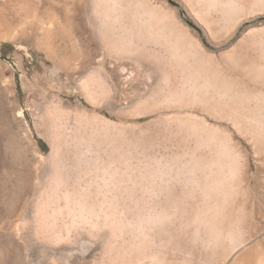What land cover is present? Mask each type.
<instances>
[{"label": "bare ground", "instance_id": "1", "mask_svg": "<svg viewBox=\"0 0 264 264\" xmlns=\"http://www.w3.org/2000/svg\"><path fill=\"white\" fill-rule=\"evenodd\" d=\"M88 1L96 35L109 40L106 28L124 26L130 1ZM143 1L133 36L151 43L156 54L138 55L132 48L123 57L136 60L138 71L150 70L158 81H164L163 48L184 61L186 84L169 99L158 96L152 112L178 132L194 135L204 144V157L199 164L180 161L177 171L183 178L176 180L184 182L186 193L167 206L166 191L154 186L173 177L168 161L128 159L121 135L101 138L109 150L119 151V164L97 162L77 201L78 191L64 188V205L46 213L54 221L65 210L68 225H85L88 236L71 239L66 226L37 239L38 248L43 255L64 254L69 260L75 248L88 251L99 244L104 261L99 264H264V0H176L189 22L185 24L165 0ZM115 50L109 46L108 54ZM204 60L213 62V74L200 68L197 62ZM114 73L110 70V76ZM129 74L132 84L135 74ZM83 86L88 89L86 81ZM54 166L52 190L67 184L66 175ZM237 168L239 181L232 177ZM84 170L91 172L90 163ZM151 182L147 202H140L144 194L136 195L132 207L125 203L132 202L130 196L122 192L118 200L114 194L122 185L141 193Z\"/></svg>", "mask_w": 264, "mask_h": 264}, {"label": "rangeland", "instance_id": "2", "mask_svg": "<svg viewBox=\"0 0 264 264\" xmlns=\"http://www.w3.org/2000/svg\"><path fill=\"white\" fill-rule=\"evenodd\" d=\"M129 1L124 26H108L105 41L93 29L88 0H0V264L104 262L99 244L88 251L75 248L69 260L64 254L43 255L37 244L40 237L59 234L66 226L71 239L88 236L85 225H68L65 210L54 221L46 213L64 205V188L77 190V201L78 193L93 179L97 162L119 164V151L109 150L101 138L109 141L111 135H121L125 141L121 149L128 159L168 161L173 177L154 186L166 191L167 206L186 193L184 182L176 180L183 178L177 171L180 161L199 164L204 157V144H198L194 135L178 132L152 112L158 96L169 99L186 84L184 61L163 48L159 62L164 81H158L150 70L138 71L136 60L123 57L132 54V48L138 49V55L140 51L156 54L151 43L133 36L144 1ZM165 1L177 10L183 24L189 23L176 0ZM109 46L116 48L111 56ZM197 63L213 74V62ZM112 69L115 73L110 76ZM131 71L135 79L128 84ZM86 163L90 173L84 170ZM54 164L66 175L67 184L52 190ZM238 173L237 168L232 174L237 181ZM152 187L151 182L140 193L122 185L114 188V194L118 200L122 192L130 196L132 202L125 203L132 207L136 195L144 194L140 202H147Z\"/></svg>", "mask_w": 264, "mask_h": 264}]
</instances>
